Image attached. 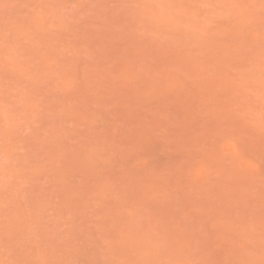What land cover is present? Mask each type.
Segmentation results:
<instances>
[{"label":"rangeland","instance_id":"374dc122","mask_svg":"<svg viewBox=\"0 0 264 264\" xmlns=\"http://www.w3.org/2000/svg\"><path fill=\"white\" fill-rule=\"evenodd\" d=\"M0 264H264V0H0Z\"/></svg>","mask_w":264,"mask_h":264}]
</instances>
